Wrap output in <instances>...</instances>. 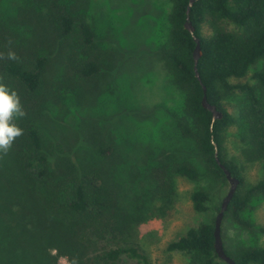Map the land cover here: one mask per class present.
Returning <instances> with one entry per match:
<instances>
[{
    "label": "trees",
    "instance_id": "trees-1",
    "mask_svg": "<svg viewBox=\"0 0 264 264\" xmlns=\"http://www.w3.org/2000/svg\"><path fill=\"white\" fill-rule=\"evenodd\" d=\"M169 1L162 52L170 81L184 93L183 118L177 119V126L187 135L189 144L193 142L192 152L188 144V154L196 155L205 170L202 173L184 153L171 166L172 172L189 180L207 175L226 181L215 158V142L220 162L239 180L223 218L229 216L240 229L264 232V224H254L243 216L251 196L264 195V176L243 191L242 173L244 162L258 164L264 171V0H194L188 16L200 40V79L194 70L196 43L184 26L189 0ZM54 4V21L61 34L68 35L77 25L80 43L91 47L95 38L89 23L83 19L75 23L63 5ZM2 20L0 84L19 97L23 115H15L12 123L23 131L6 151L0 150V264H52L51 249L66 256L70 264H152L145 252L128 240L89 250L82 232L93 231L103 239L109 231V238L114 239L119 233H128L132 223L147 212L136 206L137 211L121 210L114 220L105 219L113 209V198L103 171L96 164L68 154L61 143L45 144L37 117L44 113L48 101L38 97L48 59L37 53L19 52L22 41L26 44L20 35L22 28L9 25L11 18ZM102 64L111 68L109 61L92 59L88 52L71 60L75 75L81 79L97 74ZM203 85L208 101L222 112L221 118L213 120L211 111L202 105ZM75 86L72 84V88ZM62 89L58 85L57 91ZM231 93L241 94L245 104L241 111L243 160L229 157L224 145L226 131L238 121V116L227 109ZM78 142L87 146L81 137ZM113 150L110 144L99 146L97 157L104 158ZM129 159L132 157L125 155L123 164L129 165ZM189 199L204 218L170 241L167 250L188 255V264H227L214 248V220L221 203L212 205L210 193L202 187L190 191ZM224 249L236 264H264V245L229 249L224 244Z\"/></svg>",
    "mask_w": 264,
    "mask_h": 264
},
{
    "label": "rangeland",
    "instance_id": "rangeland-1",
    "mask_svg": "<svg viewBox=\"0 0 264 264\" xmlns=\"http://www.w3.org/2000/svg\"><path fill=\"white\" fill-rule=\"evenodd\" d=\"M56 2L64 6L75 23L79 19L89 23L95 38L91 47L80 43L77 25L68 35L61 34L54 21ZM170 6L169 0L0 2V24L8 17L9 25L22 28L20 35L26 44L22 41L19 52L37 53L48 59L38 95L48 101L44 113L37 117L45 144L61 143L68 154L96 164L103 171L113 198V209L105 219L114 220L121 210L137 211L136 206L147 212L132 223L128 233H119L114 239L109 238V231L103 234V239L93 231L82 232L89 250L94 252L102 244L128 240L144 251L152 264H188V255L168 251L167 244L204 218L194 210L190 191L205 188L215 206L221 203L230 186L228 180L207 175L189 180L172 172L171 166L182 159V154H188L191 142L177 126V119L183 118L184 93L177 83L170 81L162 52ZM84 52L98 61L106 59L111 68L102 64V69L92 77H77L71 60ZM74 83L76 86L72 88ZM58 85L63 89L57 91ZM241 96L239 93L228 96L227 109L238 116V121L226 131L224 145L229 157L243 160L241 111L245 104ZM80 137L87 146L79 144ZM107 144L113 145L114 150L100 159L98 147ZM192 144H189L191 152ZM74 145L78 146L73 148ZM125 155L132 157L129 165L123 164ZM188 158L205 173L196 155L188 154ZM243 165L244 191L262 178L264 171L255 163ZM243 216L254 224H264V195H252ZM221 230L223 243L229 249L237 245H264V232L240 229L229 216L223 218ZM50 253L52 264H70L56 249Z\"/></svg>",
    "mask_w": 264,
    "mask_h": 264
},
{
    "label": "water",
    "instance_id": "water-1",
    "mask_svg": "<svg viewBox=\"0 0 264 264\" xmlns=\"http://www.w3.org/2000/svg\"><path fill=\"white\" fill-rule=\"evenodd\" d=\"M193 2H194V0H189V2H188V7L186 9L187 16H186V20L184 22V26L190 33H192L193 38H194L195 43H196L194 50H193L194 70H195L196 76L198 77V79H200V76H199V73L197 70V62H198V59L202 53L201 47H200V40H199V37L194 34V26L192 25L191 21L189 20V16H188L189 7L193 4ZM201 102L205 108H207L211 111L213 120L222 117V112L220 110H218L214 104H212L208 101L207 96H206V87L204 85H203V96H202ZM213 143H214V147H215L216 161L219 164V166L222 168V170L224 171V174H225V176H226V178L230 184L226 194L224 195V197L221 201L220 209L215 216V220H214V248H215L217 255L225 263L236 264L235 261L225 252L223 239H222V235H221V224H222V220L224 217V213L227 209L228 203L231 200V198L233 197V195L236 191V188L239 184V180L234 175H232L230 170L222 162H220V159H219L218 153H217V144L215 142H213Z\"/></svg>",
    "mask_w": 264,
    "mask_h": 264
},
{
    "label": "clouds",
    "instance_id": "clouds-1",
    "mask_svg": "<svg viewBox=\"0 0 264 264\" xmlns=\"http://www.w3.org/2000/svg\"><path fill=\"white\" fill-rule=\"evenodd\" d=\"M17 114L23 115L17 93L0 84V150L6 151L22 135L23 130L12 123Z\"/></svg>",
    "mask_w": 264,
    "mask_h": 264
}]
</instances>
